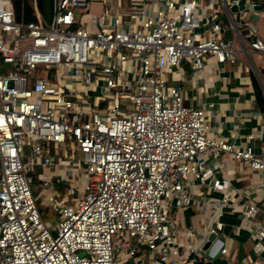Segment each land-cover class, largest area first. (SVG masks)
<instances>
[{
	"label": "built area",
	"instance_id": "built-area-1",
	"mask_svg": "<svg viewBox=\"0 0 264 264\" xmlns=\"http://www.w3.org/2000/svg\"><path fill=\"white\" fill-rule=\"evenodd\" d=\"M237 1L51 0L46 20L34 9L21 21L0 0V264H191L202 235L170 215L191 204L209 209L202 229L214 236L234 211L251 234L246 264H264L256 200L220 157L258 172L264 196V122L241 142L213 135L212 102L184 103L177 83L183 62L197 81L209 61L247 71L248 53L264 54L247 18L254 3L229 11ZM40 164L83 180L61 193L57 177L37 174L53 232L26 176ZM221 239L208 256L226 253Z\"/></svg>",
	"mask_w": 264,
	"mask_h": 264
},
{
	"label": "crops",
	"instance_id": "crops-1",
	"mask_svg": "<svg viewBox=\"0 0 264 264\" xmlns=\"http://www.w3.org/2000/svg\"><path fill=\"white\" fill-rule=\"evenodd\" d=\"M249 1L258 4L260 9L249 11L247 18L255 26L257 34L264 37V0ZM205 2L206 0H199V5ZM92 7L96 9L97 5L93 4ZM32 9L33 13L34 9L37 11L34 2L32 3ZM235 14L237 16V12ZM41 18L47 19L42 16ZM228 34V31L223 33L224 36ZM248 54L252 68L247 71L242 70L239 65L237 67L235 64L228 62H223L219 65V68L215 69V64L209 61L198 73L197 81H194L191 79L189 67L185 62L181 63L178 69L181 81L179 80L177 83L181 88L183 102L200 105L207 100L211 101L212 112L215 117L210 116L212 125L210 133L224 136L233 142L243 141V134L258 128L260 123L264 122V107L262 110L256 107L252 88V79H254L263 93L264 54L252 52ZM239 57L240 59H246L244 54H240ZM170 80L169 78L168 81ZM257 145L258 141L253 140L255 150L258 149ZM220 157L228 166H232L231 160L225 155ZM232 168L234 170V173L230 175L232 184L239 190L244 191L247 196L256 200L258 209L254 216L260 221L261 225H264V196H262L261 190L254 189V182L259 176L258 172L240 173V170L236 171L234 165ZM190 186L193 195L199 192L204 193V185L193 182ZM212 195L217 196L218 194L212 192ZM208 211L209 209L197 208L194 204H191L181 210H173L171 213L178 214L175 219L181 226L192 227L194 230L193 235L200 237L203 234L202 226L205 223ZM218 218L224 223L220 231L226 243V253L208 256L207 252H190L191 264H246L255 256L251 247L252 241L249 230L245 227L238 229L234 227L240 221L234 211H223ZM258 256L264 259V246L258 252Z\"/></svg>",
	"mask_w": 264,
	"mask_h": 264
},
{
	"label": "rangeland",
	"instance_id": "rangeland-1",
	"mask_svg": "<svg viewBox=\"0 0 264 264\" xmlns=\"http://www.w3.org/2000/svg\"><path fill=\"white\" fill-rule=\"evenodd\" d=\"M205 1V0H203ZM249 0H246L248 3ZM231 15L235 17V12H231ZM82 16L85 18L86 13H82ZM26 159V157H24ZM234 166H237L234 161H231ZM75 163L72 162V165ZM67 167V166H66ZM240 169L241 172H246L249 173L250 171H254L248 167H242V166H237ZM58 165L57 164H40V165H29L28 172H27V179H28V184L31 189V191L35 194L38 200V204L42 206V218L46 221L49 222L48 227L51 232H53V225H54V217H55V212L51 209V207L45 203L44 201V195L47 190H44L41 188V184L37 180L36 176L38 173H44L48 175L49 177H45L44 179L49 180L51 177H57L59 181L57 183H54V188H57L61 193L64 192V185L66 186V183L68 182V178H71L73 180V185L81 184L82 183V177H77L74 173H69V172H64V173H59L57 170ZM83 166L80 165L77 167L78 173L82 172ZM79 188V187H76ZM210 211H208L209 214ZM178 214H175V212L171 213V217L175 219ZM254 218L259 221L256 216ZM260 222V221H259ZM264 229V225H262Z\"/></svg>",
	"mask_w": 264,
	"mask_h": 264
},
{
	"label": "trees",
	"instance_id": "trees-1",
	"mask_svg": "<svg viewBox=\"0 0 264 264\" xmlns=\"http://www.w3.org/2000/svg\"><path fill=\"white\" fill-rule=\"evenodd\" d=\"M14 18L16 20L26 21L34 19L32 3L34 2L35 7L39 14L43 18H48V14L50 11V0H10ZM252 88H253V95H254V103L259 110H262L264 107V97L263 93L259 85L256 83L254 79H252ZM34 196L35 205L42 216V206L38 204L37 197L32 192Z\"/></svg>",
	"mask_w": 264,
	"mask_h": 264
},
{
	"label": "water",
	"instance_id": "water-1",
	"mask_svg": "<svg viewBox=\"0 0 264 264\" xmlns=\"http://www.w3.org/2000/svg\"><path fill=\"white\" fill-rule=\"evenodd\" d=\"M242 2H243V0H238L236 5H234V4L229 5V7H228L229 11H235L236 9H240V8H242ZM252 9H254V10H258V9H260V6H259L258 4H253ZM249 17H250V15H249ZM214 205H215V207L217 208V206H218V201H214ZM215 210H216V209H215ZM214 238L217 239L219 242H221V240H222L220 235H216V236H214V233H211V232H210V233L203 232V234H202V239H201L200 242L196 245V247H195L194 250H195L196 252H199V253H206L207 251H206L205 249L207 248V246L210 244V242H211ZM217 253H218V249L215 250L213 256H216Z\"/></svg>",
	"mask_w": 264,
	"mask_h": 264
}]
</instances>
